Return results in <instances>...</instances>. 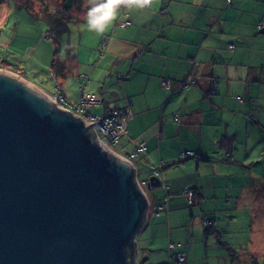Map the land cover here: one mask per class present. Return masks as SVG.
<instances>
[{"label": "crops", "instance_id": "obj_1", "mask_svg": "<svg viewBox=\"0 0 264 264\" xmlns=\"http://www.w3.org/2000/svg\"><path fill=\"white\" fill-rule=\"evenodd\" d=\"M128 19L131 25L121 27V22ZM128 19H124L118 10L117 19L105 33L85 30L81 39L79 37V49L78 42L72 41L75 32L71 31L70 48H67L71 52L68 55L63 49L60 54L69 72L67 79L58 83L63 96L71 104H76L83 91L78 86V78L88 75L84 91L102 97L99 105L87 109L90 113L102 115L113 109H129L133 114L127 123L128 133L120 143L124 149L121 153H131L144 143L145 151L136 157L148 165L151 174L152 166L166 162L163 177L169 187V209L156 219H150L153 213L148 216L142 236L143 239L164 236L170 258L176 245L173 242L168 244V237L173 235L179 239L182 236V228L177 225H183L180 219L186 210L192 209L189 231L199 219L204 226L206 217L223 222V211L217 213L221 208L208 205V200L220 201L222 198L232 202L239 195L237 201L250 202L245 201V197L253 195L256 182L261 180L249 177L241 167L247 163L248 155L244 156L235 149L234 161L229 162L227 150L238 146L239 132H249L252 127L247 98L251 84L256 81L255 68L246 63L252 57L255 61L257 53L264 55V35L257 32V25L264 23V0H239L230 7L227 0H153L146 8L128 10ZM85 21L86 15L76 22H83L86 26ZM17 73L36 89L46 92L24 74ZM50 74L57 81L51 67ZM73 78L78 92L72 89ZM164 79L172 81L170 90L163 87ZM192 79L197 81L196 86L180 87L181 83ZM214 81H217L216 94L208 95ZM225 137L230 139V147ZM233 137L237 138L235 143ZM245 140L248 143L249 138ZM189 152L197 153L203 160L200 163L190 158L182 161L181 154ZM185 161H194L195 164L182 165ZM238 180L243 183L238 185ZM187 188L198 191L195 206H190L183 194ZM208 193L213 196L207 198ZM194 208L200 209L203 218ZM150 227L151 233L148 232ZM172 228L173 232L170 231ZM209 236L206 237L207 256ZM214 236L220 250L214 259L228 261L232 257L230 248L239 255L241 250L252 257L262 253L264 240L257 241L255 246L253 235L245 246L239 244L236 247L226 242L223 236V243ZM141 249L149 251L138 241L137 264L141 263ZM143 255L144 261L153 259V255H145V252Z\"/></svg>", "mask_w": 264, "mask_h": 264}, {"label": "water", "instance_id": "obj_2", "mask_svg": "<svg viewBox=\"0 0 264 264\" xmlns=\"http://www.w3.org/2000/svg\"><path fill=\"white\" fill-rule=\"evenodd\" d=\"M148 210L93 124L0 71V264H135Z\"/></svg>", "mask_w": 264, "mask_h": 264}, {"label": "rangeland", "instance_id": "obj_3", "mask_svg": "<svg viewBox=\"0 0 264 264\" xmlns=\"http://www.w3.org/2000/svg\"><path fill=\"white\" fill-rule=\"evenodd\" d=\"M80 1L81 8L79 10L78 8L73 10L70 14H66L67 16L70 15L79 20H83L87 12V7L85 6L84 0ZM43 8H48V11L60 10L63 8V0H0V71H8L14 74L19 72L20 74H24L27 79L36 82L48 94L53 96L59 95L67 103H71L62 93H60L57 89L56 81L50 76V67L56 50V39L54 33L50 31L47 22L43 18ZM84 23H86V21ZM120 26L123 27L121 24ZM69 28L73 33L75 32L72 41L75 43L78 42L79 49V37L81 39L82 33L85 30L87 32L90 30L83 24V22H72ZM48 35L53 38L50 39ZM46 46H48V49ZM246 64L254 67V71L258 72V75L263 73L259 77L264 79V55L261 56L260 53H257L255 61L252 57L247 60ZM71 81L72 86L75 79L73 78ZM78 86L80 87V85ZM78 86L74 84L72 89H76V92H78V88H76ZM260 91L262 92V97L258 103L264 105V82L262 84L256 82L253 83L250 94H259ZM78 102H80V99L76 104H78ZM87 112L89 113L88 110ZM255 114L256 119L260 121L258 109H256ZM263 120L264 119L262 118V121H260L262 123H257L256 125L255 123H252L251 131L246 133L239 132L240 143L237 146L240 154L243 153L244 156H249L244 169L250 176L258 180L264 179V155L261 153L264 152ZM247 137L249 138L248 143L245 140ZM242 141L243 145L241 144ZM115 149L119 152L124 150L120 145L115 147ZM255 156H257L256 160L251 162L250 158ZM133 164L137 171V181L140 183L149 181L153 177L149 172L148 165L140 162L137 157H133ZM183 164H195V162L185 161L182 162V165ZM261 180L256 182V187L253 189V195L245 197V201L250 202L237 201L236 198H238L239 195H237L232 202H229L230 199L224 201L222 198L220 201L208 200V205L215 204L221 208L217 211L218 214H222L223 211V222L218 220L216 227L217 230L222 233L225 241L232 244L234 247L238 246V244H244L245 246L246 240L251 235H253L252 238L256 242L255 246H257V241H260L261 239L264 240V181ZM191 182L196 181L192 180ZM236 183L240 185L243 183V180H238ZM147 193L153 204L161 202V205L166 202L168 195L158 186H155L152 189L147 188ZM212 196L213 193L207 194V198H211ZM202 202L203 200H200V203ZM195 203H198V199L195 200ZM205 206L206 205L203 204V207ZM191 211L186 210L184 212V217L180 219V223L183 225H177L176 223L177 226L182 228V236L179 239L175 238L173 235L168 237V244L173 242L176 245V248L174 249L175 253L185 251L187 255H189L188 259H186L188 262L185 261L184 264H263L264 242L261 244L262 253L259 254L260 252H258L253 257L249 255L247 251L241 250L239 257L240 261L238 263H233L232 257H230L228 261L214 259L213 257L216 256L220 250L218 248L219 246H217L218 243L216 244L215 242L216 239L213 234L209 236L211 237V240L209 256H207V236H205V227L201 224L200 219L196 222L197 224L192 230L189 231L192 219ZM194 211L197 212L199 217L201 214L200 218H203V213L199 208H194ZM204 211H206L205 208ZM152 213V209H149V217ZM231 216H233L232 220ZM206 218L208 219L209 217ZM150 219H156V215L153 213ZM230 221L233 222L230 224ZM151 230L152 227L149 228L148 232L151 233ZM173 230V228L170 229L171 232H173ZM184 230L187 231L186 234L184 233ZM224 231H228V234L224 233ZM141 232L142 234L140 235ZM144 232L145 230L142 229L136 237V244L139 241L140 246L149 250L143 251L141 249V251H139V256L141 255L140 264H176L175 261L170 260L172 256L169 258L167 254V251L169 250H167V244H165V237L156 235L153 238L143 239L142 235ZM258 233L261 234L257 236ZM171 247H173V245H171ZM244 248L248 249V247ZM257 249L259 250L260 247H257ZM237 251L239 252L238 249ZM143 252H145V255H153V259L144 261Z\"/></svg>", "mask_w": 264, "mask_h": 264}, {"label": "trees", "instance_id": "obj_4", "mask_svg": "<svg viewBox=\"0 0 264 264\" xmlns=\"http://www.w3.org/2000/svg\"><path fill=\"white\" fill-rule=\"evenodd\" d=\"M235 1H239V0H227V6L228 7L232 6ZM80 4H81L80 0H63V8L60 10L48 11V8L42 9L43 18L47 22L50 31L54 33V36L56 39V50L54 52V56H53L52 63H51V72H52V75L54 76V78L57 80L56 85H58L60 87V92H61V85L58 83V81L63 80V79H67V73L69 72V68L66 66L65 63H63L61 61L60 54L63 51V49L68 55L70 54L71 51L67 50V48H70L69 44H68L69 37L71 35V30H70L69 26L71 25L72 22L77 21V18H74L73 16H70V15L67 16L66 14H70L73 10H76L77 8L79 10L81 8ZM119 10L123 14L124 19H126V18L128 19V9L121 6ZM123 22H121V23H123ZM257 32L259 34L264 35V23H260L259 25H257ZM48 36L50 39L53 38L50 35H48ZM232 48H233V46H232ZM193 69H194V66H193ZM192 72H194V70ZM262 74L263 73H261L260 75H262ZM260 75H258V72H255L256 81H254L253 83L256 82V83L262 84L264 82V79H261V77H259ZM78 79H79V85L81 86V84H86L83 79H89V76L88 75H81V76H79ZM166 81L170 82V87H168V88H166L163 85V83ZM253 83L251 84V87L253 86ZM172 84H173L172 81L169 79L168 80L164 79L162 82L163 87H165V89H169V90H170V88H172ZM216 84H217V81H214V83L210 89V92L208 91V95L216 94ZM196 85H197V81L195 79H192L191 81H186L184 83H181L180 87L182 89H188V88L196 86ZM85 93L90 94V93H87L86 91H85ZM250 93L251 92H249V95L247 98L248 99V105L251 108L250 118H251V122L255 123V125H256L257 123H262L260 121H262V118L264 119V105L258 103V101L261 100L262 92L260 91L259 94L257 93L254 95H251ZM256 109L259 110L260 121L256 119V114H255ZM113 110H115V109H113ZM118 110H125V109H118ZM109 111H111V110H109ZM95 116H97V115H95ZM176 117H175V119L178 121L179 118H176ZM263 122H264V120H263ZM259 138H261V137H259ZM225 140L227 141V145L230 144L229 145V147H230L231 146L230 139L225 137ZM236 141H237V138L233 137V142L235 143ZM235 149L239 150L236 146L234 148L231 147L227 150V152H228L227 153V160L229 162L234 161L235 157H234L233 153H234ZM144 151H142V152H144ZM189 153H194V154L193 155H183V153L181 154L182 161L190 158V160L195 159L197 162L200 163L201 160H203V158H201V156L198 155L197 153H195V152H189ZM184 154H187V153H184ZM262 155H264V154H262ZM253 158H250L251 160H253L251 162H254L256 160L257 156H255ZM204 160H205V157H204ZM166 165H167L166 162L162 161L159 165L151 167L152 174L149 171L150 174L153 176L152 178H155V179H158L156 176H154L155 169H157L160 172L161 177L159 178V181L157 182V184L155 186L160 187L163 191H165L168 194L167 198H166V202L163 203L162 205H161V202L158 203L159 205L152 203L151 209L156 216H161L162 213L168 212V209H169V200H170V193L168 192L169 187L166 184L164 177H163V170L166 167ZM245 165L246 164H242L241 167H245ZM249 177H252V176H249ZM262 180L264 181V179H262ZM145 182L148 183V188H149L150 180L145 181ZM162 185L165 186V189H163ZM155 186H152L149 189H152ZM183 194L187 198L188 204L190 206H194L195 200L198 197V191H196L194 189L187 188L184 190ZM190 194H192V196H190ZM151 202H152V200H151ZM154 208H158V209L155 211ZM148 213H149V210H148ZM148 216H149V214H148ZM248 217H249V215H248ZM217 223H218V221L216 219L209 217V219L205 220L203 223L204 227H205L204 231H205L206 236L212 235V234L216 235V237L220 241V243H223L221 241L222 233L220 231H218L217 227H216ZM227 234H228V231H227ZM246 244H247V240H246ZM172 251H173V248H172ZM172 251H171L170 257L171 256L174 257L179 253H186V252L175 253L174 251L173 252ZM230 252H231L232 259L238 263L240 261V258H239L240 255L237 254L236 250L233 251L232 248H230ZM132 255H134V253ZM172 257H171V259H173ZM187 257H188V255L186 253V258H185L184 262L181 264L185 263ZM173 260L175 261V259H173ZM175 263L178 264L176 261H175ZM263 264H264V260H263Z\"/></svg>", "mask_w": 264, "mask_h": 264}, {"label": "built area", "instance_id": "obj_5", "mask_svg": "<svg viewBox=\"0 0 264 264\" xmlns=\"http://www.w3.org/2000/svg\"><path fill=\"white\" fill-rule=\"evenodd\" d=\"M123 27H127L131 25L130 20H126L121 23ZM86 82V79H83ZM163 85L168 88L170 87V82L166 81ZM85 84H81V89L83 90L80 95V102L78 104H71L67 103L63 98L59 95H50L56 105L63 110L71 112L76 117L80 118L84 121L87 125L93 124L94 125V133L96 135L97 140L103 145L106 149H108L113 154L120 156L127 161L133 163V157L140 154L142 151L145 150L144 143H140L133 152L128 154H122L121 152L117 151L115 147L120 145L122 138L128 133V125L127 122L129 119L132 118L133 114L129 109L125 110H111L107 111L103 115H93L92 113L87 112V108L90 106L99 105L102 101V97L100 94H86L84 91ZM57 89L60 91V87L57 85ZM61 93V92H60ZM98 135V136H97ZM194 153H187L183 155H193ZM154 176H156L159 181L160 172L155 169ZM138 185L142 192L146 195L147 200L149 202V208L152 207L151 198L147 193L148 183H140ZM163 189L165 186L162 185ZM192 196V194H190ZM158 208H154L156 211ZM175 259L177 263H183L186 258V253H179L176 256L172 257Z\"/></svg>", "mask_w": 264, "mask_h": 264}, {"label": "clouds", "instance_id": "obj_6", "mask_svg": "<svg viewBox=\"0 0 264 264\" xmlns=\"http://www.w3.org/2000/svg\"><path fill=\"white\" fill-rule=\"evenodd\" d=\"M84 2L87 7V28L97 34H103L117 19L121 6L128 10H132L133 7L143 9L150 6L153 0H84Z\"/></svg>", "mask_w": 264, "mask_h": 264}, {"label": "bare ground", "instance_id": "obj_7", "mask_svg": "<svg viewBox=\"0 0 264 264\" xmlns=\"http://www.w3.org/2000/svg\"><path fill=\"white\" fill-rule=\"evenodd\" d=\"M127 27H129V26H127ZM7 73H10V74H12V75H15V77H18V78L20 77V79L22 78V79L24 80V78H23L22 76H20L19 74H17V73L14 74V73H12V72H8V71H7ZM24 81H25V80H24ZM26 82H27V81H26ZM27 83H28V82H27ZM31 86H32V85H31Z\"/></svg>", "mask_w": 264, "mask_h": 264}]
</instances>
